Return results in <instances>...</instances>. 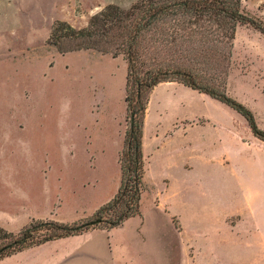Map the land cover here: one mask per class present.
<instances>
[{
    "label": "rangeland",
    "instance_id": "rangeland-1",
    "mask_svg": "<svg viewBox=\"0 0 264 264\" xmlns=\"http://www.w3.org/2000/svg\"><path fill=\"white\" fill-rule=\"evenodd\" d=\"M137 1L0 0V216L42 186L40 203L59 205L61 220L90 216L117 191L126 62L93 48L60 52L49 37L58 21L83 28L106 5ZM240 2L264 22V0ZM217 50L207 61L197 55L193 71L247 106L264 130V34L237 24L230 55ZM187 90L158 88L146 108L140 212L153 215V183L165 188L166 179L172 224L157 231L168 264H264L262 242L245 235L264 233V210L255 208L264 204V141L232 108ZM195 117L203 126L184 132L180 121Z\"/></svg>",
    "mask_w": 264,
    "mask_h": 264
},
{
    "label": "trees",
    "instance_id": "trees-1",
    "mask_svg": "<svg viewBox=\"0 0 264 264\" xmlns=\"http://www.w3.org/2000/svg\"><path fill=\"white\" fill-rule=\"evenodd\" d=\"M237 24H249L264 34V22L244 12L240 0H138L128 8L106 5L83 28L58 21L49 39L60 52L93 48L113 56L120 54L126 62L128 127L118 158L120 184L114 196L93 214L91 220L98 219V223L81 227L75 222L36 220L17 233L0 226V258L91 227L109 229L140 214L145 184L144 119L150 94L160 82H179L227 105L246 120L255 137L264 141V130L257 126L247 106L205 84L193 71L197 55L207 61L222 54L219 47H226L230 55Z\"/></svg>",
    "mask_w": 264,
    "mask_h": 264
},
{
    "label": "crops",
    "instance_id": "crops-1",
    "mask_svg": "<svg viewBox=\"0 0 264 264\" xmlns=\"http://www.w3.org/2000/svg\"><path fill=\"white\" fill-rule=\"evenodd\" d=\"M164 87H173L177 92L191 89L176 81L160 82L153 88L147 110L152 103L153 93L158 88ZM198 120V117L191 121L187 119L181 120L183 131L188 132L194 128L202 127L203 125ZM144 121L145 129L147 122L146 119ZM158 125H155V129L158 128ZM174 128L173 126L172 129ZM168 131L169 129H167ZM169 133L172 134L171 132ZM144 145L145 142L143 141ZM164 181L166 182L165 188L153 183L157 190L153 200L150 199L153 215L149 219L144 216V213L140 212L139 215L131 216L120 225L109 229L91 227L79 234L59 237L26 247L1 257L0 264H168V251L167 248L163 249L162 243L164 235L161 236L157 231L159 222L161 224L168 222L172 224L169 207L166 202V193L169 185L166 179ZM262 193H264V187L259 189V194ZM44 195H46V188L43 186L38 187L37 192L27 193L22 203L11 214L6 213L5 216H0V226L7 231L17 233L30 222L36 220L49 219L69 224L90 218L99 207L94 209L90 216L77 213L70 220H61L58 216L59 205L53 202L40 203ZM257 207L259 210H264V204L256 205L255 208L257 209ZM253 221L258 223L256 219ZM231 235L237 237V232L231 231ZM245 235L247 238H258L262 244L256 245V251L264 252V233L261 230L251 233L247 231Z\"/></svg>",
    "mask_w": 264,
    "mask_h": 264
},
{
    "label": "water",
    "instance_id": "water-1",
    "mask_svg": "<svg viewBox=\"0 0 264 264\" xmlns=\"http://www.w3.org/2000/svg\"><path fill=\"white\" fill-rule=\"evenodd\" d=\"M99 220L98 219H95V220H90V221H86V222H83L80 224L81 227H86V226H89V225H92V224H95V223H98Z\"/></svg>",
    "mask_w": 264,
    "mask_h": 264
}]
</instances>
